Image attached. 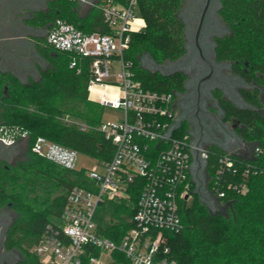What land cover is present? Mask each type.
I'll return each mask as SVG.
<instances>
[{"label": "trees", "instance_id": "16d2710c", "mask_svg": "<svg viewBox=\"0 0 264 264\" xmlns=\"http://www.w3.org/2000/svg\"><path fill=\"white\" fill-rule=\"evenodd\" d=\"M186 2L140 1L147 27L132 35L126 59L132 62L137 79L147 89L174 94L185 90L184 72L152 71L144 67L143 60L148 56L161 66L187 56V25L182 16ZM218 15L229 33L215 38V60L231 65L235 74L256 87L253 91L241 89L250 108L220 101L226 120L236 118L241 122L236 132L249 145L245 153L216 145L207 147L216 154L232 153L237 161L251 164L255 173L249 177L245 195L229 192L219 198L210 182L203 197L196 184L192 203L183 201L180 205L183 230L166 232L169 257L177 264H264V101L260 90L264 86V0H220ZM57 19L87 33H108L99 11L91 9L81 18L77 3L69 0H52L48 9L35 14L32 21L36 25H53ZM39 53L48 63L40 71L39 80L25 82L11 71L0 69V126L29 134L22 139L28 144V160L13 166L0 160V210L10 207L20 214L6 240L7 246L23 255L14 264H41L31 250L52 219L62 215L70 191L75 186L88 185L84 170H68L34 154L36 140L46 138L99 162L110 160L114 153L112 143L96 130L105 108L89 100V62L50 46L42 47ZM73 61L76 67L72 68ZM183 135V131L179 132V136ZM214 161L212 157L210 163ZM209 171L213 175L214 169ZM39 192L46 198H31ZM139 197L140 189H135L129 200L102 204L97 219L99 232L119 240L130 227L129 219Z\"/></svg>", "mask_w": 264, "mask_h": 264}, {"label": "built area", "instance_id": "2783aa9c", "mask_svg": "<svg viewBox=\"0 0 264 264\" xmlns=\"http://www.w3.org/2000/svg\"><path fill=\"white\" fill-rule=\"evenodd\" d=\"M69 1L99 11L108 33H87L57 19L46 45L89 62V100L118 110L120 116L96 128L112 143L114 153L108 161L93 160L96 166L90 170L77 167L81 154L74 149L43 137L32 146L34 154L68 170H84L88 178L87 187L70 191L62 215L48 224L33 253L41 264H177L169 257L166 232L183 230L180 205L190 202L194 186L206 188L211 182L219 198L229 192L245 195L253 166L232 153L212 152L190 133L179 136L174 93L147 89L137 79L126 53L132 35L147 27L141 0ZM28 135L0 126V143L8 147ZM135 189H140V197L129 229L117 241L102 235L100 206L129 200Z\"/></svg>", "mask_w": 264, "mask_h": 264}, {"label": "flooded vegetation", "instance_id": "af4514ba", "mask_svg": "<svg viewBox=\"0 0 264 264\" xmlns=\"http://www.w3.org/2000/svg\"><path fill=\"white\" fill-rule=\"evenodd\" d=\"M219 9L220 6L218 8V11ZM218 11L216 12V17L219 19L218 22L220 23V28L214 27L215 23L211 22V28L209 31L210 34L209 36H205L203 29H205L208 21V17L206 16L204 26L200 35L201 44L202 42H208V40L212 41L213 43L212 53L214 59L212 62L210 61L213 68L211 69V67L203 61L208 67V69H206L205 71L199 70L193 65L187 67L189 71L178 70L184 72L187 75V80L185 82V90L183 92H177L174 94V102L176 123L180 129L183 128L184 125L187 126L191 130V134L194 136L196 141L200 142L202 145H216L220 147L230 148L236 144V139L239 137L236 130L241 126V122L236 118H233L230 121L226 120L225 112L221 107L220 101L227 100L238 108H250L249 102H247L241 94V89L253 91L256 85L254 83L246 82L243 78L235 74L232 71L231 65L227 63H220L215 60V38L222 37L229 33V29L219 17ZM184 21L186 25L189 22L188 19H184ZM224 32L226 33L220 36L218 35L219 33ZM195 48L198 49L196 47V43ZM197 51L199 52V50ZM202 51H204V48H202ZM189 53L190 51L188 50L187 56L179 61L180 65H183L182 63H184L188 59ZM199 57L201 58L200 53ZM3 63L5 64L4 68L6 67L8 69V62L3 61ZM2 68L3 66H1L0 64V69ZM196 69V73L198 72L197 75H192ZM196 78L197 80L195 81ZM243 83L247 85V88L240 87L238 89V87L243 85ZM234 85H236V89ZM260 90L263 95L264 86H261ZM237 96L239 98L241 97L240 100H242V102L238 103V100L236 99ZM218 117H220V120L218 119ZM228 122H231V127L226 126V123ZM238 123H240V125H238ZM217 134H220V137H217ZM232 139L234 140L235 144H233ZM2 224L6 226V223H4V220L1 218L0 243L3 240L2 234H4V237H7V235L5 236L4 229H2L1 227ZM4 239L5 240L3 241L5 242L6 238ZM3 247L1 248L3 249ZM12 261L13 260L11 254L6 251H1L0 249V264H12Z\"/></svg>", "mask_w": 264, "mask_h": 264}, {"label": "rangeland", "instance_id": "374dc122", "mask_svg": "<svg viewBox=\"0 0 264 264\" xmlns=\"http://www.w3.org/2000/svg\"><path fill=\"white\" fill-rule=\"evenodd\" d=\"M206 0H187L183 12H182V16L184 19H188V27H187V33H186V38L188 41V47H189V57L188 59L182 63L184 65H180L179 61L177 62H168L164 65L158 66L156 65L148 56H146L143 60V65L145 68L152 70V71H160L163 74H170L176 70H185V71H189V69L187 67H189L190 65H193L194 67H197L199 70H206L208 69L207 65L203 62V60L199 57V52L197 51L198 49L195 48V34H196V30L198 27V22H199V18L200 15L202 13V10L204 8ZM220 6V0H211V5L210 8L208 10L207 17H208V21H207V25L205 27V29H203L204 35H208L209 36V31H210V23L214 22L216 28H220V23L218 22V18L216 17V12L218 11V8ZM213 29V28H212ZM224 33H219L218 35H223ZM200 45L202 48H204L203 54L204 57L210 62L213 61L214 57H213V53H212V48H213V43L212 41L208 40V42H202L200 41ZM33 61L35 59H32ZM196 64V66H195ZM48 66V63L45 62V67L46 68ZM43 67V66H42ZM42 67L40 68V71L43 69ZM22 68V67H21ZM7 69L6 67L2 68V70ZM197 69L193 72L192 75H197L196 73ZM35 77H37V79L40 78L39 75H35ZM33 79V78H32ZM197 80V78L195 79V81ZM27 82V81H26ZM235 89L237 88L236 85H234ZM240 87H245L247 88V85H245L243 83V85L239 86L238 89ZM262 97V101H264V93L261 96ZM236 99L238 100V103L242 102L241 97L239 98L238 96L236 97ZM244 105V103H243ZM120 116V112L116 109L110 108V107H105L104 109V113H103V121H115L118 120V117ZM218 119L220 120V117H218ZM231 122L226 123V126L231 127ZM238 125H240V123H238ZM183 131L185 134L190 133L191 134V130L187 127L182 128L181 130L179 129V132ZM195 134V133H194ZM222 136V134H221ZM217 137H220V134H217ZM233 140V139H232ZM233 144L234 140H233ZM227 148V147H226ZM229 148V147H228ZM246 148H249V145L245 144L244 141L241 138H237L236 139V144L232 147H230L231 150L233 151H237L240 153H245ZM0 160H4L6 162L7 165L9 166H13L16 165L18 162H22V161H26L28 160V144L26 140H21L19 141L17 144H15L14 146L8 147L5 146L3 144L0 143ZM94 166H96V163L90 158L87 157L85 155H79V159L77 162V167L78 168H85V169H92L94 168ZM198 187L197 190L199 191V193L204 197L207 195L206 192V188L205 186L201 185L200 183H197ZM31 198L33 199H45L46 196L43 192H39V193H33L31 195ZM193 201V197L191 198L190 202L188 203L189 205L192 203ZM20 214L15 211L14 209L8 207V208H3L0 210V219L2 218L4 220V223H6V226L4 224H2V229H4L5 231V236L8 235V231L11 228L12 224L19 218ZM56 221V220H55ZM7 233V234H6ZM3 236V240H5L4 238V234H2ZM1 241L0 245L1 247H3V249L0 247L1 251H6L9 254H11L12 256V264L16 263L19 260L23 259V255L21 254V252L19 250H17L16 248H10L9 246L6 245V241ZM31 252L33 253V250H31Z\"/></svg>", "mask_w": 264, "mask_h": 264}, {"label": "crops", "instance_id": "0c3cea01", "mask_svg": "<svg viewBox=\"0 0 264 264\" xmlns=\"http://www.w3.org/2000/svg\"><path fill=\"white\" fill-rule=\"evenodd\" d=\"M52 0H0V64L8 62V69L23 81L39 80L35 75L45 70V59L40 55L46 47L51 23L34 24L35 14L46 11ZM78 14L86 17L91 7L77 3ZM32 59H35L34 61ZM22 67V68H21ZM33 78V79H32Z\"/></svg>", "mask_w": 264, "mask_h": 264}, {"label": "water", "instance_id": "95a60500", "mask_svg": "<svg viewBox=\"0 0 264 264\" xmlns=\"http://www.w3.org/2000/svg\"><path fill=\"white\" fill-rule=\"evenodd\" d=\"M210 5H211V0H206L205 5H204V8L202 10V13L200 15L199 24H198L197 31H196V36H195V43H196V47L199 50V53H200L201 58L212 69L213 68L212 67V64L204 57V54H203V51H202V48H201V45H200V35H201V32H202V29H203V26H204V22H205V19H206L208 10L210 8Z\"/></svg>", "mask_w": 264, "mask_h": 264}]
</instances>
